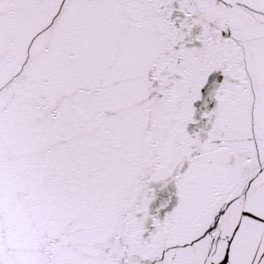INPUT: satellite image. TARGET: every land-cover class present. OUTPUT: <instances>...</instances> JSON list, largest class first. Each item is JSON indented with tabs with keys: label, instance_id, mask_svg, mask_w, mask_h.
<instances>
[{
	"label": "snow or ice",
	"instance_id": "obj_1",
	"mask_svg": "<svg viewBox=\"0 0 264 264\" xmlns=\"http://www.w3.org/2000/svg\"><path fill=\"white\" fill-rule=\"evenodd\" d=\"M0 264H264V0H0Z\"/></svg>",
	"mask_w": 264,
	"mask_h": 264
}]
</instances>
